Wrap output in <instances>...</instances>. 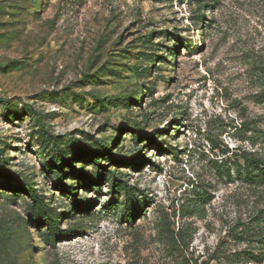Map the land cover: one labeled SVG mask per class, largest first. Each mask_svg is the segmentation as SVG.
Listing matches in <instances>:
<instances>
[{"label": "rangeland", "instance_id": "374dc122", "mask_svg": "<svg viewBox=\"0 0 264 264\" xmlns=\"http://www.w3.org/2000/svg\"><path fill=\"white\" fill-rule=\"evenodd\" d=\"M259 65L264 0H0V264H264Z\"/></svg>", "mask_w": 264, "mask_h": 264}, {"label": "trees", "instance_id": "16d2710c", "mask_svg": "<svg viewBox=\"0 0 264 264\" xmlns=\"http://www.w3.org/2000/svg\"><path fill=\"white\" fill-rule=\"evenodd\" d=\"M254 73L261 84V91L254 95L257 103H264V66L259 65L255 67ZM259 70V71H257ZM113 104H117L121 101L118 98H112ZM234 137L241 141H248L250 144L255 145L259 143L257 149L238 148L233 152V157H228L222 162L214 161L216 171L222 176L228 179H235L241 181V183L249 188L256 190L259 195L264 196V115L253 118L245 119L239 125H235ZM230 150H223L228 153ZM59 156V152L57 154ZM192 200V199H190ZM42 206V205H41ZM190 206H196L195 203ZM190 210V208H186ZM134 212H128L126 215L127 220H132ZM51 223V235L57 237L61 232L59 227L52 226ZM247 236H252L251 240H256L259 245V251L257 254L251 252L247 258L253 259L257 262L264 260V210H261L258 215L254 216L253 224L246 230L243 229ZM249 254V253H248Z\"/></svg>", "mask_w": 264, "mask_h": 264}]
</instances>
